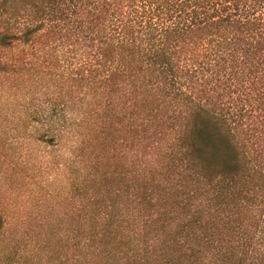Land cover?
<instances>
[{"label": "trees", "instance_id": "trees-1", "mask_svg": "<svg viewBox=\"0 0 264 264\" xmlns=\"http://www.w3.org/2000/svg\"><path fill=\"white\" fill-rule=\"evenodd\" d=\"M17 46L29 133L80 193L58 264H264V0H0Z\"/></svg>", "mask_w": 264, "mask_h": 264}, {"label": "rangeland", "instance_id": "rangeland-1", "mask_svg": "<svg viewBox=\"0 0 264 264\" xmlns=\"http://www.w3.org/2000/svg\"><path fill=\"white\" fill-rule=\"evenodd\" d=\"M26 56L24 46L0 48V213L12 219L10 231L0 238V253L4 264L20 258L25 264H58L57 251L48 255L47 245L61 250L68 242L62 236L72 223L73 211L80 207V193L72 156L70 161L56 155L53 147L37 141L40 133L32 137L29 133ZM50 83L42 81L40 86ZM85 93L77 91L73 96L84 97ZM103 153L110 170L122 172V152L114 153L109 145ZM106 185L108 189L116 186L111 182ZM115 199L113 192L101 190L99 194L96 188L84 203L90 205L95 200L109 209ZM41 248L42 252L35 254Z\"/></svg>", "mask_w": 264, "mask_h": 264}]
</instances>
